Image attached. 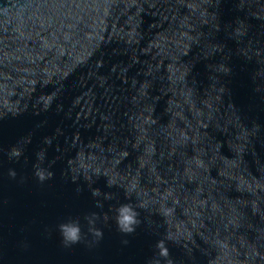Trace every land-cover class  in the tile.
Returning a JSON list of instances; mask_svg holds the SVG:
<instances>
[{
	"label": "water",
	"instance_id": "95a60500",
	"mask_svg": "<svg viewBox=\"0 0 264 264\" xmlns=\"http://www.w3.org/2000/svg\"><path fill=\"white\" fill-rule=\"evenodd\" d=\"M235 2L0 0V9H8L0 11V146L47 120L26 150L27 166L23 157L15 163L3 157L0 264H145L160 237L144 224L122 236L111 220H101L104 238L96 247L61 244L58 225L69 217H79L87 231L85 214L111 217L110 207L135 203L122 185H136L151 200L167 196L174 207L170 227L192 233L198 264L221 254L219 264H247L249 247L264 245V133L245 138L253 122L264 124V101L250 79L256 60L264 61V21L252 18L264 5L250 0L237 11ZM214 14L222 25L237 15L246 19L248 38L239 47L251 62L235 55L223 30L214 32ZM197 37L202 45L224 42L233 50L230 98L213 90L205 62L191 68L197 48L181 55ZM141 84L147 96L138 93ZM53 95L49 111L35 115L39 98ZM54 133L48 158H60L53 179L40 185L31 163L42 138ZM9 167L27 182L8 178ZM94 170L101 173L93 176L94 187L113 193L103 209L82 180ZM65 172L81 180L78 195ZM104 173L117 181L114 187H106ZM168 247L183 258L181 247Z\"/></svg>",
	"mask_w": 264,
	"mask_h": 264
},
{
	"label": "clouds",
	"instance_id": "9594fccd",
	"mask_svg": "<svg viewBox=\"0 0 264 264\" xmlns=\"http://www.w3.org/2000/svg\"><path fill=\"white\" fill-rule=\"evenodd\" d=\"M218 5L220 0H214ZM237 2V0H236ZM235 2V3H236ZM250 0H238L237 11L243 10V6L249 3ZM251 2H256V0H251ZM260 5H264V0H259ZM2 12H7L8 9H0ZM260 12H264V8L258 10L257 13L252 14V18L264 21V16L260 15ZM213 19L217 22L213 25V30L216 33L224 31L226 38L228 40L234 41L236 44L235 55L243 57L246 61L251 62L253 57L248 55L247 52H242L239 47L248 38V24L244 17L237 15L233 21L225 24H221L217 16L214 14ZM251 44V41H249ZM198 49V52L191 59V68L193 69L197 63L205 62V67L208 73V80L211 83L213 90L218 92L221 96L229 97L231 96V89L228 87L230 83V77L233 74V68L230 64L232 59L233 50L229 49L227 44L224 42H216L208 45H202L199 37L193 38L191 40V45L188 51H184L181 55H189L192 52L193 47ZM264 50V49H261ZM257 55H259V51ZM219 56V60L213 61V58ZM257 67L250 73V79L253 84L252 91L259 95L261 101H264V61L256 60ZM115 71V68H113ZM126 71V69H124ZM146 76L151 75V72H146ZM44 85L48 83L47 80L43 81ZM195 83V81H194ZM138 93L143 96L148 95L147 85L141 84ZM55 95V94H54ZM53 96L41 97L38 100L39 107L36 109L35 115H40L41 113H46L49 111L53 104ZM136 97H133L135 100ZM229 107H232L230 104ZM56 111L59 113L62 111L60 105H56ZM18 114L13 112L12 117ZM0 119H3L0 117ZM47 124V120L40 121L35 124L34 128L27 134L22 135L16 141L15 144L10 147L0 146V167L4 164L3 157L7 158L10 163L19 162L21 157L24 158V166L29 164V157L25 155L26 150L30 144H32L33 137L37 130L44 127ZM246 131V142L247 136H259L264 133V124L258 122H253L251 130ZM59 132V129L56 130ZM56 140V133L52 135H47L42 138L41 145L35 150V161L31 163V177L34 178L40 185L45 184L47 181L52 180L55 173L52 170L53 166L57 163L60 158L59 155L55 156L53 159L48 158L49 148L53 146V142ZM135 147V145H133ZM55 151L59 154L61 149L58 145H55ZM126 155V153H125ZM7 176L12 180H17L18 173L15 168L9 167L7 169ZM101 173L98 171H93L92 175H86L83 180L86 184L88 190L91 192V196L94 199L95 207L103 209L105 201H111L113 199V193L109 191H101L99 187H94L96 181L93 176L99 177ZM106 178V187L112 188L117 184V181L108 176L107 173L103 174ZM62 177L65 181H71L76 184L77 195L83 191V187L80 184L81 180L77 179L76 175H68L66 172L62 173ZM29 179L26 175H20L18 178V183L24 184ZM125 193L132 197L135 196V203H121L110 207L109 211L112 213L111 217L104 213L101 215L99 212H90L83 216V220L86 222L87 231L84 230L82 226L81 219L79 217H69L64 222L58 225V231L61 238V244L64 248H71L74 245L84 243L88 248H93L99 245L101 240L104 238L103 228L97 227L98 221H103L105 224L111 220L112 224L115 226L116 232L122 236H128L134 234L141 224L145 225L148 232L154 233L160 238L153 245L152 256L146 259L145 264H198L197 257L194 254L197 245L195 239L191 232H181L179 230L172 231L171 218L174 213V207L170 208L167 205V196L161 197L160 200H151L147 198L146 194L139 189L136 185H122ZM259 211L257 204L253 203V214ZM144 214L143 217L141 214ZM154 217H159L162 223H158L157 219ZM165 225H169L163 234H160V230ZM195 227V225H193ZM238 227V225H237ZM264 232V230H261ZM90 237V239H89ZM169 242L174 245L181 247L184 250L183 258L176 259L170 254L168 247ZM129 241L127 239H122L121 244L127 245ZM24 247H27L25 244ZM221 251H223L224 246H219ZM264 245H253L250 246L246 253L247 264H264ZM203 255H207L203 252ZM222 258V254L218 255L215 260H209V264H219Z\"/></svg>",
	"mask_w": 264,
	"mask_h": 264
}]
</instances>
